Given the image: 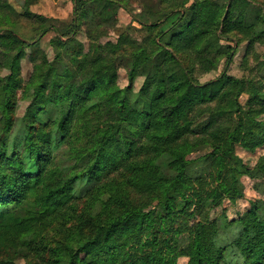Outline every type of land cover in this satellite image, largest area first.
I'll use <instances>...</instances> for the list:
<instances>
[{
    "label": "trees",
    "instance_id": "16d2710c",
    "mask_svg": "<svg viewBox=\"0 0 264 264\" xmlns=\"http://www.w3.org/2000/svg\"><path fill=\"white\" fill-rule=\"evenodd\" d=\"M94 1L100 12L92 17L81 2L62 34L34 14L37 37L55 34L53 57L35 43L24 82L20 62L30 44L11 21L14 8L0 0V264H264L263 205L252 201L220 225L199 216L241 197L242 177L260 180L264 193V155L251 168L235 157L238 146L264 145L259 113L239 102L248 88L247 101L264 113V81L222 74L200 83L198 71L183 66L196 55L209 64L201 72L230 61L219 37L254 34L243 19L252 0L168 2L164 18L177 17L167 29L142 25L143 41L123 33L84 52L79 23L106 22L115 9L111 0ZM258 20L264 24L263 15ZM121 51L131 62L127 89L116 83ZM138 75L145 80L133 93ZM19 90L29 105L13 135ZM54 145L64 146L67 167L54 161ZM193 152L200 154L189 158Z\"/></svg>",
    "mask_w": 264,
    "mask_h": 264
},
{
    "label": "rangeland",
    "instance_id": "374dc122",
    "mask_svg": "<svg viewBox=\"0 0 264 264\" xmlns=\"http://www.w3.org/2000/svg\"><path fill=\"white\" fill-rule=\"evenodd\" d=\"M9 3L16 11V15L12 16V23H17V34L19 38L23 39L27 44H30L26 48V57L20 62V74L22 80L26 82L31 73L32 60L30 57L33 55V50L39 47L46 53L48 58L53 57V50L49 45V41L53 40L54 32H48L43 37H37L40 30L39 22L35 15H40L45 18L51 19L47 22V25L56 28L59 34L65 32L67 24H70L72 18L76 19L79 16L81 2L86 3L87 11L91 12V16H95L100 12L98 3L94 0H2ZM114 3L112 9L109 11L110 18L106 22L99 21L98 25L89 26L82 20L79 23L80 33L77 37L78 41L83 46V51L86 52L89 45L93 42L98 44H105L110 42L115 44L117 39L123 33H127L135 41H143L145 30L142 29V25L158 24L161 30H165L169 27V24L175 20L177 15H173L168 20L164 18L170 13L168 9V2L175 3L180 0H111ZM193 0H188L187 5L192 3ZM228 0H217V3L227 6ZM264 3V0H252L249 1V5L243 14L244 24L253 25L254 34H247L245 37L230 33L227 36L219 37L218 44L221 48H228L232 50V58L227 61L224 57L221 58L217 65V70H211L208 72H201L202 68H209V64H201L200 56H192L188 59L187 64L183 66L189 70L194 68L197 72V79L200 83L211 81L222 74L235 79H245L252 81L254 84L258 81H264V24L258 20L259 15L264 16V11H259L260 4ZM83 8V6H81ZM78 9V10H77ZM112 16V17H111ZM55 20V22L53 21ZM76 25V23H73ZM71 25V24H70ZM73 30V28H72ZM70 31V28H69ZM77 32L76 30L74 31ZM95 32V34H94ZM99 38L94 39V36ZM259 36H261L259 39ZM34 47L31 48L34 44ZM121 55L115 61V67L117 70L116 83L120 89H127L130 87L129 73L131 71V62L128 59V51L119 52ZM38 57V55H37ZM36 57V58H37ZM39 58V57H38ZM71 64V63H68ZM143 76H136L131 85L133 93L139 91L144 83ZM260 82V84H261ZM247 90V91H246ZM251 93L245 89L241 94L239 102L242 108H250L254 112H258L257 121L264 122V113H261V105L255 101L252 104L250 100ZM16 108H15V120L16 124L12 131L13 135L22 129V125L19 121L25 115V111L29 105V102L23 100L22 90L17 91L16 96ZM45 121L48 119V115L44 114L40 116ZM197 136H192L191 139H196ZM52 157L54 161L67 167L69 164L65 161L64 146L54 145L52 147ZM193 154V155H192ZM200 153L193 152L189 158H195ZM264 155V145L256 148L253 152L247 151L244 148L237 147L235 149V157L241 160V162L247 167H253L257 160ZM207 177L206 175H204ZM260 180H252L248 177H242L240 183L242 185V196L236 197L235 201L231 202L225 199L221 204L217 206L203 207V211L199 214L200 218L207 216L211 222H216L220 225L223 221L229 222L236 220L242 213L250 208L252 201H257L264 206V193L262 187L259 185ZM84 185V184H83ZM83 185L75 188L74 196L76 202L79 197H82ZM259 187H258V186ZM91 186V185H90ZM78 198V199H77ZM206 214V215H205ZM194 218H187V222L190 224L196 222ZM184 240L187 239V234L184 235ZM18 264H23L19 261ZM177 264H187L186 258H179Z\"/></svg>",
    "mask_w": 264,
    "mask_h": 264
}]
</instances>
